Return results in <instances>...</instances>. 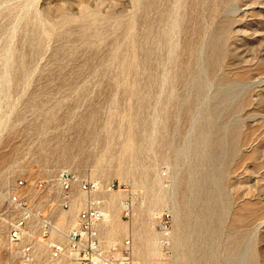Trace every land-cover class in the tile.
<instances>
[{"label": "rangeland", "instance_id": "rangeland-1", "mask_svg": "<svg viewBox=\"0 0 264 264\" xmlns=\"http://www.w3.org/2000/svg\"><path fill=\"white\" fill-rule=\"evenodd\" d=\"M64 169L131 189L138 264H264V0H0V264L15 180Z\"/></svg>", "mask_w": 264, "mask_h": 264}, {"label": "built area", "instance_id": "built-area-1", "mask_svg": "<svg viewBox=\"0 0 264 264\" xmlns=\"http://www.w3.org/2000/svg\"><path fill=\"white\" fill-rule=\"evenodd\" d=\"M115 192L123 195L119 218L128 220L135 199L125 184L67 169L17 178L6 196L3 219L9 264H138L131 232L107 231ZM156 225L168 249L170 213H162Z\"/></svg>", "mask_w": 264, "mask_h": 264}, {"label": "bare ground", "instance_id": "bare-ground-1", "mask_svg": "<svg viewBox=\"0 0 264 264\" xmlns=\"http://www.w3.org/2000/svg\"><path fill=\"white\" fill-rule=\"evenodd\" d=\"M111 231H113V229L110 228V229L108 230V232L111 233Z\"/></svg>", "mask_w": 264, "mask_h": 264}]
</instances>
